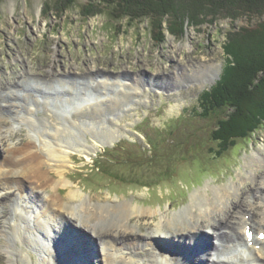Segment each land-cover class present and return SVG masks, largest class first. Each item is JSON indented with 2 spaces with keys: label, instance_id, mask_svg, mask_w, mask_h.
I'll use <instances>...</instances> for the list:
<instances>
[{
  "label": "rangeland",
  "instance_id": "rangeland-1",
  "mask_svg": "<svg viewBox=\"0 0 264 264\" xmlns=\"http://www.w3.org/2000/svg\"><path fill=\"white\" fill-rule=\"evenodd\" d=\"M66 1L0 0V97L5 95L0 99V110L4 112L5 109H9L11 116L17 113L13 105L15 102L13 95H11L13 98H11L10 106L3 107V103L8 101L6 98L10 96L6 95L7 92H1L6 88H3V85L6 83L13 85L15 81H18L27 91L34 90L36 83L27 77L28 74L34 75L33 71L41 76L46 75L49 69L52 73L47 78H52L66 69H72L73 73H70L77 76L76 78L79 74L85 75L89 72L99 75L107 74L109 79H112L113 75L136 77L139 78V82L142 80L143 84L149 85L150 89L147 95L145 94L148 98L142 100H135L133 95L122 89H120V95H129L120 98L111 87L105 91L113 92L112 99L116 100L109 101L110 97L104 100L103 112L105 116L116 115L119 119L111 122L112 124L99 123L98 128H95L91 135H87V132L84 134L82 131V135L91 143L86 145L92 147L94 144L95 147L88 154L81 152L70 154L71 158L63 168V174L66 181L73 183L68 182L63 194H68L71 189L78 190L80 193L78 201L83 200V197H89L92 206L95 202L104 205L109 201L110 204L115 205L118 201H126L142 208L157 210L158 214L146 217L132 216L129 225L123 227L125 229L122 228L134 230L137 233L135 237H139L143 245L140 243L133 245L142 246L144 249V243L149 240L146 236H158L153 233V230L161 211L179 212L188 205L194 192H204L208 185L229 184L238 180V176L246 177L244 172L249 171L246 164L250 160L255 163L253 168L257 169L255 174L258 177L264 176V164H257L264 163L261 159L264 158V124L254 136L238 139L228 152L216 158L213 153L221 146L213 139L212 131L217 125L218 116H223L226 109L222 107L212 112L211 116L205 117L199 101L200 94L210 89L220 79L218 77L212 84L203 85L201 76L210 75L208 69L213 65L220 69L218 74L220 76L229 57L225 49L233 46L232 43L236 42L244 28L256 29L257 25L263 23L264 14L261 16L248 14L237 19L220 18L198 27L185 24L183 33L176 36L167 29L168 20L164 21L162 28L154 31L148 26V20L131 24L124 19L113 26L107 23L104 14H88L91 9L96 10L95 6L92 7L94 5L92 1L77 0L70 9L62 6ZM257 8L263 7L257 6ZM232 35H234L233 38ZM234 51H236L235 48ZM236 55L238 60H241L239 54L236 53ZM177 71L180 73L179 76ZM24 72H26L25 77ZM105 81L106 79L103 78L101 83ZM86 84L89 87L84 90L85 85H80L78 92L61 87L57 96L66 95L71 99L81 100L82 93L90 95L99 93L96 88L99 83ZM115 90L119 91V89ZM29 94L26 92L20 95L19 99L27 102L31 99ZM33 94L34 92H31V95ZM106 96L108 94L104 95ZM132 100H135V105L125 108ZM89 105L90 109L78 110L75 115L83 122L92 123L96 120L95 116L102 113V109L98 108L97 103L93 107L94 101ZM40 111L43 113L42 116L35 115L40 123L33 125L30 119L23 118L27 116L26 110H21V117L15 116L19 123H14L13 127L9 126L10 122L6 119L8 117L0 112V117L4 119L0 126L5 124L4 128L0 129L3 133L0 140L10 138L25 148L28 131L36 129L34 135L37 140L40 139L39 134L43 131L42 138L55 142L54 129L47 120L49 114L45 110L40 109ZM8 119L11 120V118ZM116 122L119 126H114L117 125ZM19 125H23L24 133H26L25 127L27 128L25 139L19 137ZM109 130L113 132L110 133ZM109 134L115 135V138L109 139ZM59 137L62 141H67L69 138L67 134H59ZM74 140L76 142V136ZM82 149L85 150V148ZM259 154L262 156L259 157ZM252 157H258V160ZM52 174L55 177L58 176L54 172ZM241 187L243 190L240 192V200L237 201L239 210L235 214L236 218L229 220L227 215L223 214L222 222L215 224L220 226L226 221L234 223L236 237L241 234L240 222H245L239 215L242 212L259 214L260 208L264 207L263 203L259 207H251L247 200H250L252 195L257 200L264 197V188L262 190L253 188L251 179L243 183ZM7 196L8 194L5 198ZM10 207L12 206L9 203L5 204V214L11 209ZM220 214L221 211L215 212L212 219ZM211 222L214 223V221ZM96 225V221L91 223V226L96 227ZM251 225L253 226L252 222ZM116 228L109 231V228L104 227L103 231L107 229L105 234L107 233L108 237V241L104 243L110 244L114 238L120 237V234L114 231ZM221 229L225 233L233 232L228 228ZM202 233L198 236L200 237ZM75 234H71L72 237L93 246H89L92 249L87 246L88 252L84 249L83 243L81 249L75 246L79 248L80 254L78 261L70 264H88L91 262L88 257L91 252L92 264H104L97 254L96 243L92 237L81 240L80 236ZM5 235L8 233L6 232ZM63 235L64 242L66 239L67 242L70 235L66 233ZM101 236L103 235L95 236L99 245ZM229 237L236 238L230 235ZM224 238L229 244L228 237ZM213 239H199L202 242L201 247L205 248L207 241L219 244L217 239ZM7 241L12 245L16 243L10 235ZM74 242L73 240L72 243ZM152 244L165 246L158 237L152 240ZM118 246L126 247L122 242ZM225 246L228 247V245ZM23 249L25 250L26 247L23 246ZM169 249L171 255L182 251V247L178 245L170 246ZM33 250L37 249L31 246L28 251L30 253ZM145 251L146 249L143 250V256H147L151 250L146 253ZM5 256L0 249V264L6 263ZM137 256L142 261L145 260V257ZM32 257L37 263L39 256L32 255ZM149 261L152 262V259ZM195 262L190 258L189 263L186 264H198L199 260ZM58 264H63V260ZM112 264H124L123 258H116Z\"/></svg>",
  "mask_w": 264,
  "mask_h": 264
},
{
  "label": "bare ground",
  "instance_id": "bare-ground-1",
  "mask_svg": "<svg viewBox=\"0 0 264 264\" xmlns=\"http://www.w3.org/2000/svg\"><path fill=\"white\" fill-rule=\"evenodd\" d=\"M66 70L56 74L52 78H47L52 73L49 69L46 75L41 76L36 74L32 69L34 75L28 74L27 77L33 79L36 83L34 90L27 91L15 81L16 83L13 85H10V83L4 84L3 88H6L1 91L7 92L8 94L6 95H10L6 98L8 101L3 103V107L10 106L11 98H13L11 95L15 98L13 105L16 107V114L11 116L12 114L9 109H5L4 112L0 110L6 117L11 118V120L6 118L10 122V127H13L14 123H19L15 119V116L21 117V110H26L27 116L23 118L30 119L33 125L40 123V120L35 115L42 116L43 113L40 111L42 109L48 112L49 117H47V120L50 121L55 132V142H52L42 138L43 131L39 134V140L34 135L36 129L28 131L25 148L19 146L17 141L10 140V138H2L0 140V202L8 194L0 204V249L6 255L5 264H27V260L31 261L32 264H58L61 260H63V264L75 263L78 261V255L80 253H75L72 248L79 246L81 249L82 243L84 249L87 246L93 245H87L84 241L80 242L75 237H72L71 234L73 233L80 236L81 240L92 237L97 246V254L104 264L105 262L106 264H112L118 257L123 258L124 264H144L145 262L148 264H186L189 263L190 258L194 263H196L195 260H199L198 264H264V239L260 240L255 236L252 244H250L246 237L247 228H251L252 226L251 222L253 223L252 227L255 231L258 233L264 232V207L260 208L259 214H244L242 212L239 215L245 220V222H240L239 228L241 234L239 237H236V226L232 222L226 221L220 226H215V224L222 222L224 218L223 214H226L229 220L236 218L235 214L239 210L237 208V201L240 200V192L243 190L241 185L243 183L251 179L254 184L253 188L256 190H262L264 188V176L258 177L256 175L257 169H253L255 163H252V160L246 164L249 168V171L244 172L247 175L246 177L238 176V180H234L229 184L223 186L208 185L204 192H194L191 195V200L188 205L183 210H180L182 214L180 211L172 213L161 211L155 229L153 230V233L158 236H146L149 240L144 243V249L151 250L147 256L142 255L144 250L142 246L133 245L135 243L143 245L139 237H135L137 233L134 230H123L125 229L123 227L129 225L132 216L146 217L156 213L158 214L157 210L142 208L126 201H118L115 205L110 204L111 202L109 201L104 203V205L95 202L92 206V201L89 197H83V200L78 201L80 198L78 190L71 189L68 194H63V191L68 186V182L73 183L72 181H66L63 174V168L69 162V158H71L70 154L72 152L88 154L95 147L94 144H92V147L86 145L87 143H91L87 137L82 135V131L84 134L87 132V135H91L96 130L95 128H98L99 123L109 122L110 124L119 119L116 115L105 116L102 109L103 101L108 97L111 98L109 101L116 100L115 98L112 99L113 92L109 93L107 91V93L105 91L111 87L120 98L130 94L133 95L135 100H142L148 98L145 94L147 95L150 89L149 85L143 84L141 79L139 82V78L136 77L129 78L123 75H113L114 77L109 79L110 77L107 74L99 75L89 72L85 75L79 74L78 78H76L77 76L75 77L72 74V69L67 70L68 72ZM219 71L220 69L218 70V67L213 65V67L208 69V74L210 75L201 76V83L203 85L206 83L212 84L219 77ZM25 73H23L24 77L26 76ZM179 74L177 71L178 76ZM19 76L18 78H20ZM103 78L106 81L101 83ZM86 83H99L96 86L97 92L99 93H91V95L82 93L83 98L81 100H74L66 95L57 96L61 87L78 92L80 85H85L84 90L89 87ZM139 88L141 89L139 90ZM115 89H119V91ZM120 89L129 92V94L124 96L120 95ZM26 92L28 94L30 93L29 96L31 99L27 102H22L19 96L24 95ZM31 92H34V94L31 95ZM105 94H108V96L104 97ZM4 96L2 97L4 98ZM135 100L130 101L131 103L124 107L131 108L135 105ZM92 101H94L93 107L97 103L98 108L102 109V113L95 116V122H83L75 114L78 110L90 109L89 103ZM2 120L4 119L0 117V123ZM4 126L5 124H2L0 129L4 128ZM19 126L20 128L17 127L19 128V137H24L23 139H25L27 136V128L25 127L26 133H24L22 131V128H24L23 125ZM109 132L112 133L113 131L109 130ZM114 132L116 133V131ZM59 134H67L69 137L68 140L62 141ZM1 135L3 133L0 131ZM75 136L77 139L76 142L74 140ZM108 137L109 139H113L115 135L109 134ZM93 139L95 140L94 137ZM82 148H85V150ZM21 151L22 153H19ZM20 155L22 156L21 158L19 157ZM261 156L259 154V157ZM253 159L258 160V157ZM261 159L264 160V158ZM257 164L261 165L264 163ZM52 172L58 176L55 177ZM251 174L252 176H250ZM208 189L210 190L209 192L207 191ZM247 200L248 205L251 207H259L262 203L264 204V197L257 200L252 195L250 200ZM77 201L79 202V206L77 205ZM7 203L12 207L5 214V204L7 205ZM32 203H35L33 204L35 206V209L33 208V216L36 217V221L33 224L29 220V217H32L30 215V210L32 209L30 205ZM217 211H221V214L212 219L214 213ZM208 218H210L209 221ZM93 221H96V227L91 226ZM211 221H214V223ZM104 227L109 228V231L117 227L114 231L116 230L120 234V237L114 238L110 244L108 242L104 243L108 241L107 233L105 234L107 229L104 232ZM222 227L228 228L233 232L225 233L221 229ZM42 231L47 238H54L51 239L56 245L60 246L59 251L53 250L50 245L46 244H43L41 250L39 249L37 238ZM6 232L13 237L16 242L14 245L7 241L8 235H5ZM201 232L203 233L199 237L198 234ZM257 232L256 234H258ZM64 233L70 235L68 239L71 243L73 240L75 242L66 244L67 239L63 242ZM98 235H103L100 238V245L99 243L97 244L95 238ZM204 235H206L205 238H201ZM229 235L235 236L236 238L233 237V240ZM174 236L176 237L174 243H168ZM225 236L228 237L229 244L225 242L227 241L224 238ZM156 237L165 243V246H153L152 240ZM60 238H62V241ZM209 238L217 239L219 244L216 245L213 241V244L207 241L205 248H202V242L199 239L208 240ZM120 242L126 247L118 246ZM224 242L228 247L224 245ZM188 243L189 245H193L188 246ZM195 243L200 245L201 251L194 249ZM176 245L182 247V251L171 255L169 253V247ZM23 246L26 247L25 250ZM31 246L36 247L37 250L35 251H38L37 255L39 258L37 263L33 261L28 251L31 249ZM139 247H141V250H139ZM84 253L88 254L86 251ZM91 253L88 256L91 262L88 264H92L91 257L93 254ZM136 255L145 257V260L142 261ZM150 259H152V262L149 261Z\"/></svg>",
  "mask_w": 264,
  "mask_h": 264
},
{
  "label": "trees",
  "instance_id": "trees-1",
  "mask_svg": "<svg viewBox=\"0 0 264 264\" xmlns=\"http://www.w3.org/2000/svg\"><path fill=\"white\" fill-rule=\"evenodd\" d=\"M76 1L67 0L62 6L70 9ZM89 1L93 2L92 7L95 6L96 10L91 9L88 14H104L107 23L113 26L124 19L131 24L148 20V26L154 31L162 28L164 21L168 20L167 29L176 36L183 33L185 24L198 27L220 18L237 19L248 14H264V0ZM235 41L232 49H225L229 57L220 79L210 89L204 90L199 99L205 117L222 107L226 109L223 116H218L212 131L213 139L221 146L213 153L216 158L228 152L238 139L254 136L264 124V22L256 29L244 28Z\"/></svg>",
  "mask_w": 264,
  "mask_h": 264
},
{
  "label": "snow or ice",
  "instance_id": "snow-or-ice-1",
  "mask_svg": "<svg viewBox=\"0 0 264 264\" xmlns=\"http://www.w3.org/2000/svg\"><path fill=\"white\" fill-rule=\"evenodd\" d=\"M249 235H251V234H249ZM261 238L264 239V235H262Z\"/></svg>",
  "mask_w": 264,
  "mask_h": 264
}]
</instances>
